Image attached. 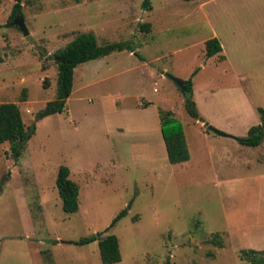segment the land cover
I'll return each mask as SVG.
<instances>
[{"label":"rangeland","instance_id":"rangeland-1","mask_svg":"<svg viewBox=\"0 0 264 264\" xmlns=\"http://www.w3.org/2000/svg\"><path fill=\"white\" fill-rule=\"evenodd\" d=\"M151 2L147 11L144 0H22L25 36L10 20L16 1L0 0V102L16 104L27 128L56 98L54 55L79 34L131 42L139 55L80 65L65 111L36 123L20 160L0 146V264H103L98 242L77 244L101 235L119 239L115 264H252L242 252L264 251V141L234 139L264 108V0ZM214 37L226 61L206 57ZM198 69L194 99L227 117L231 137L175 166L160 153L158 111L193 128L167 74L187 81ZM62 166L80 187L75 214L56 186Z\"/></svg>","mask_w":264,"mask_h":264},{"label":"trees","instance_id":"trees-1","mask_svg":"<svg viewBox=\"0 0 264 264\" xmlns=\"http://www.w3.org/2000/svg\"><path fill=\"white\" fill-rule=\"evenodd\" d=\"M10 20L13 21L18 14L22 15V0H15ZM191 2L194 0H185ZM143 8L151 11V0H144ZM144 30L150 29V24H144ZM206 57L213 58L222 55L223 47L218 38L214 37L205 42ZM135 53V48L131 42H117L100 45L93 33H81L64 49L58 51L54 56L58 64V80L56 98L47 103L45 109L40 111L35 123L27 128L19 107L14 103L0 102V146L9 143L13 159L17 162L36 133V123L51 115L61 114L65 111L67 102L74 89L75 70L82 64L108 57L114 53L121 52ZM137 56L138 53H135ZM225 59L221 56V61ZM224 61V60H223ZM198 70H195L191 78L186 82L188 92L185 96L184 107L187 114L196 121L204 122L200 116L197 103L193 93V78ZM45 80L44 88L48 87ZM260 123L252 126L247 136L234 138L240 144L248 147H259L264 141V108L258 107ZM161 132L165 141L168 160L172 165L186 163L191 159V154L186 140L184 125L182 121L174 116L170 110H159ZM207 132L209 130L207 129ZM210 133V132H209ZM56 186L62 199L63 210L67 214H75L80 209L79 196L80 187L71 179L69 167L62 166L59 169ZM127 210L120 212L112 223L114 227L123 217L127 215ZM98 242L100 256L103 264H115L122 260L119 239L115 235H101L84 238L77 242L78 245H87ZM242 256L252 264H264V251L253 249L242 252Z\"/></svg>","mask_w":264,"mask_h":264},{"label":"crops","instance_id":"crops-1","mask_svg":"<svg viewBox=\"0 0 264 264\" xmlns=\"http://www.w3.org/2000/svg\"><path fill=\"white\" fill-rule=\"evenodd\" d=\"M222 55L225 56V54H223V52H222ZM226 59L227 58L225 57L224 60L226 61ZM193 89H194V85H193ZM196 103H197V106L199 109L200 116L204 122L193 120L194 125H193V128L192 127L190 128V131L187 129L185 123L182 122L184 125L186 140H187V144H188L189 151L191 154V159L186 163L177 164L175 166L181 165V167H184L185 165H188L189 163H191L192 159H193V155H194V151H193L194 149L193 148L200 149V147H202L204 144L208 143L210 150L213 153L214 152L216 153V147H215L216 144L222 145L220 142L221 136H218L217 134H215L211 131H209L210 133L207 132V128L205 127L206 122L213 125L215 128H217L223 132H227L226 130L229 128L227 117L219 116V115H216L215 113H208L211 109L208 110L207 108L201 106L198 102H196ZM152 104L153 103L151 102V105ZM159 120H160V117H159ZM258 124H256V125H258ZM160 126H161V123H160ZM253 126H255V125H253ZM251 127L252 126H248L247 134H248V131ZM159 148H160V153L161 152L163 153L162 150L166 149L165 141H163L161 145L159 144ZM166 157L168 158L167 149H166Z\"/></svg>","mask_w":264,"mask_h":264},{"label":"water","instance_id":"water-1","mask_svg":"<svg viewBox=\"0 0 264 264\" xmlns=\"http://www.w3.org/2000/svg\"><path fill=\"white\" fill-rule=\"evenodd\" d=\"M13 25L17 26V27L20 29V31H21L25 36H28V35H29V30H28V28H27V26H26V24H25V22H24V20H23V17H22L20 14H18V15L16 16V18L14 19V21H13ZM167 77L170 78L173 82H175L176 85H177V86H178V87H179V88H180L185 94L188 92V88H187L186 82H185L184 80L179 79V78H177V77H174V76H172V75H170V74H167ZM205 127H206L209 131H211V132L217 134L218 136H222V137H231L229 134H227V133H225V132H223V131H221V130L215 128L213 125H211V124H209V123H207V122L205 123ZM3 184H4V180H1V181H0V192L2 191V186H3Z\"/></svg>","mask_w":264,"mask_h":264}]
</instances>
